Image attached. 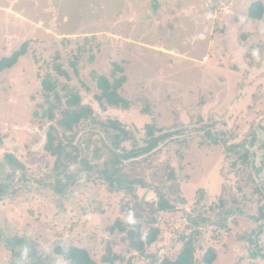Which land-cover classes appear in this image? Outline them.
I'll list each match as a JSON object with an SVG mask.
<instances>
[{"label":"rangeland","instance_id":"1","mask_svg":"<svg viewBox=\"0 0 264 264\" xmlns=\"http://www.w3.org/2000/svg\"><path fill=\"white\" fill-rule=\"evenodd\" d=\"M161 1L0 0V57L28 43L14 66L0 71V183L7 185L0 194V264H69L55 251L58 244L84 247L107 264L100 261L109 243L125 254L120 234L108 230L117 221L147 227L158 191L174 206L154 213L161 234L150 257L134 252L115 264L173 258L181 233L189 238L194 230L197 263L212 248V264H264V229H258L264 219L256 220L264 212V16L248 17L247 7L264 0H235L242 16L235 29L231 23L232 47L221 42L231 32V15L218 12L214 0L197 19L189 6L198 2ZM122 75L119 91L129 107L99 101V77L113 82ZM73 93L80 101L71 106ZM68 109L82 110L69 132L58 124ZM113 122L129 131L120 152L139 154L123 158V171L143 178L131 192L110 191L93 166L110 155L104 142L112 145ZM50 129L83 148L77 161H65L72 168L57 170L58 183L55 157L42 151ZM164 132L171 135L153 152L142 150ZM241 145L253 153L246 162ZM11 159L28 166L21 180V171L9 176Z\"/></svg>","mask_w":264,"mask_h":264},{"label":"trees","instance_id":"2","mask_svg":"<svg viewBox=\"0 0 264 264\" xmlns=\"http://www.w3.org/2000/svg\"><path fill=\"white\" fill-rule=\"evenodd\" d=\"M248 16L253 19L261 20L264 16V4L261 1H253L250 2V5L248 6ZM28 49V43H23L19 50L11 54L10 56L0 57V71L5 70L6 68H11L14 66V64L18 61L19 57L22 56L27 52ZM115 65V72L119 69L121 70L120 66ZM126 81V76L122 75L118 78H116L113 82L109 81L107 77L100 76L97 81V86L100 89V94L96 95L97 99L101 102H106L107 105L111 107H122V108H128L129 102L127 99H125L120 94V89L122 88L123 84ZM47 83V81H44V85ZM48 89L52 90L53 85H47ZM80 101V96L76 93L71 94V97L68 99V103L71 106L76 105ZM82 110H72L68 109L64 112V118L58 121V124L61 128L64 130H70L74 124L78 123L80 120ZM90 109H86L83 111L84 114L90 113ZM53 117L54 115H49V117ZM50 117V118H51ZM113 128L116 131V133L113 135L112 145L104 142L105 147L108 149L110 155L100 164L93 165L94 167L98 168L99 173L97 174V177L101 179L102 182H105L107 185L110 186V191H118L122 188H125L129 190L130 192L134 190V184H141L143 183V178L140 176L136 177L135 174H131L129 172L123 171V158L126 157H132V156H138V152L135 154L133 153H121L122 145L121 141H124L128 138L129 131L125 130L124 127H121L119 123L113 122ZM72 130V129H71ZM108 131V130H106ZM55 132V134H54ZM65 132L64 134H66ZM149 133H152V128L149 127ZM171 133L164 132L159 136L152 137L148 140V143L146 146L143 147L142 150L153 152L154 149L159 145L160 142L164 141L167 137H169ZM47 141L43 145L42 151L43 154H46L50 157L54 156L55 160L54 163L52 162V167H54V176L55 180L58 178V174L62 171H57L60 168H72L70 165L71 163L67 162H73L77 161L79 158V155L82 154V147H77L76 145L73 146L72 142H66V140H63V138L58 136V132L55 130L50 129L47 133ZM57 139L59 142L57 145H54L53 141ZM73 139V138H72ZM75 139V137H74ZM73 139V140H74ZM254 140H251V144L254 143ZM73 146V151H68L67 147ZM264 145V144H263ZM237 146L232 145L228 146L229 149H234ZM244 149L243 155L241 156L242 160L246 162V159H249V154H253L250 151V148H245L244 145H241ZM242 148H240L241 152ZM10 156V155H9ZM120 157H122L120 159ZM11 164L14 167L10 173L9 176H14L17 171H21L20 178H24L25 174L28 172V166H26L25 162L22 159H11ZM67 161V162H65ZM80 162L85 165V168L87 170L92 169V165L87 159H84V157L80 158ZM40 165L36 166L35 173H37L39 170ZM66 175V173H63L62 175ZM64 175V176H65ZM46 177H49V173L45 175ZM63 176V177H64ZM174 177L173 171H169L166 175L167 179H171ZM38 179V178H34ZM61 180V179H60ZM59 179L56 180V183L60 181ZM55 183V184H56ZM7 185L0 183V194L4 193L6 191ZM65 187V186H64ZM62 187V188H64ZM56 186L54 187V189ZM66 188V187H65ZM64 188V189H65ZM63 189V190H64ZM62 190V191H63ZM158 191V188H156ZM159 196L160 199L156 203H152L150 205L151 210L147 215V224L143 225L141 221H135L129 223L128 227H125L120 221H117L109 231L110 235H119L120 241H122L125 245L124 251L125 254L131 253L133 257L135 256L134 252H137L136 255H146L147 257H150V254L148 252L149 247L158 241L161 234V228L157 226L156 217L154 216L155 212L159 211H165L172 208L174 205L169 201L166 194L160 193ZM138 201V200H137ZM136 201V202H137ZM136 213L138 214V218L141 220H144L143 215L140 213V204L139 202L136 203V207L134 208ZM144 210V209H143ZM261 212V210H260ZM240 217H243L240 214ZM264 219V212L260 213L259 216H257L256 220L261 221ZM255 221V220H253ZM256 222V221H255ZM190 223L195 224L197 221L195 219H191ZM257 226V225H256ZM259 230L264 229V223H262V226L258 228ZM254 233V232H253ZM198 234L197 230H194L193 233H191L190 237H184L183 233L180 235V240L182 241V247L177 252V254L171 258L168 256H163L160 258L156 264H212L213 261L216 258V253L214 249L209 248L204 253L201 262L197 263V260L195 259V255L193 252V246H192V237L194 235ZM251 243H253L252 239H249ZM177 240L175 241V243ZM178 243V242H177ZM55 251L57 254H60L62 258L66 261H68L69 264H100L98 261L94 260L89 251L84 248L73 244H58L55 246ZM124 253H120L114 250L112 247V244L109 243L106 248V254L103 255L101 258L102 263L107 264H115L116 261H123V259H126ZM145 256V257H146ZM128 261L132 258H127Z\"/></svg>","mask_w":264,"mask_h":264},{"label":"crops","instance_id":"3","mask_svg":"<svg viewBox=\"0 0 264 264\" xmlns=\"http://www.w3.org/2000/svg\"><path fill=\"white\" fill-rule=\"evenodd\" d=\"M182 1H184V0H182ZM185 1H188V2H198V4H191L190 6H189V11H190V17H194L195 19H197V18H201V17H203V7L206 5V7H205V9H206V11H207V13H209V8H211L210 6V4L212 3V0H205V1H203V0H185ZM200 1H203L201 4H199V2ZM215 1V3L217 4V7H218V9H219V11L218 12H220L221 10H225L226 12L225 13H227V14H229V15H231V18H228V30H230L231 32H227L225 35H227L226 36V38H224L221 42H222V45H224V43L225 42H229L230 44H231V47L232 46H234L235 45V42L233 41V39H232V37H231V33H232V31L234 32V29H235V20H236V18L237 17H241L242 16V12L240 11V10H235L234 8H233V6H234V4H235V2L237 1H235V0H232V2L231 3H229L228 2V0H214ZM159 2H161V3H163L161 0H159ZM169 3H170V0H169ZM244 3V2H243ZM164 4V3H163ZM208 4V5H207ZM162 5V4H161ZM167 5H169V4H166V5H163V6H167ZM171 5V4H170ZM228 5V6H227ZM250 5V3L247 5V7ZM226 8V9H225ZM229 8V9H228ZM173 13V12H172ZM172 13H171V15H172ZM212 17H214L215 18V13L212 15ZM249 17V16H248ZM156 18H158V16L156 17ZM209 20H208V25H209ZM231 23H233V28H231L232 26H231ZM236 30H238V29H236ZM210 32H212L211 34H210ZM213 30H212V25L210 26L209 25V37H210V39H213L214 40V37H212L213 35ZM158 48H162L163 50H165L163 47H162V45H160V47H158ZM230 49V48H229Z\"/></svg>","mask_w":264,"mask_h":264}]
</instances>
